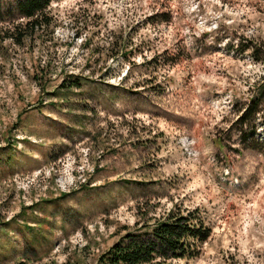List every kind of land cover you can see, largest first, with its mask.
I'll use <instances>...</instances> for the list:
<instances>
[{
    "label": "rangeland",
    "instance_id": "374dc122",
    "mask_svg": "<svg viewBox=\"0 0 264 264\" xmlns=\"http://www.w3.org/2000/svg\"><path fill=\"white\" fill-rule=\"evenodd\" d=\"M17 1L0 0V40ZM46 15L0 42V264H101L125 230L194 209L211 235L171 264H264V124L245 143L238 125L264 79V0Z\"/></svg>",
    "mask_w": 264,
    "mask_h": 264
},
{
    "label": "trees",
    "instance_id": "16d2710c",
    "mask_svg": "<svg viewBox=\"0 0 264 264\" xmlns=\"http://www.w3.org/2000/svg\"><path fill=\"white\" fill-rule=\"evenodd\" d=\"M53 1L55 0H18L17 11L22 21L8 28L1 40L7 39L21 45L28 36L27 28L31 30L30 36L35 27H47L49 21L46 10ZM256 86L254 94L238 118L244 143L249 122L251 135L255 134L253 129L256 127L257 116L260 115L264 124V79ZM71 87L73 84L68 88ZM125 231L124 235L99 257L101 264H171L174 260H191L199 256L201 244L211 235V229L198 209L170 211L153 222Z\"/></svg>",
    "mask_w": 264,
    "mask_h": 264
}]
</instances>
